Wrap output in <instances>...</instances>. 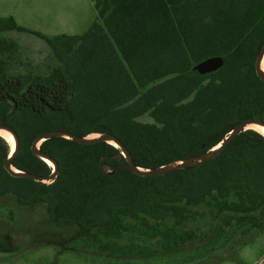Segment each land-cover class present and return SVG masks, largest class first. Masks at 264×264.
Returning a JSON list of instances; mask_svg holds the SVG:
<instances>
[{"label":"trees","instance_id":"trees-1","mask_svg":"<svg viewBox=\"0 0 264 264\" xmlns=\"http://www.w3.org/2000/svg\"><path fill=\"white\" fill-rule=\"evenodd\" d=\"M92 1L101 22L78 36H47L0 16V124L20 138L16 169L40 179L52 174L31 148L50 130L114 134L148 169L215 148L241 121L264 122V81L255 65L264 46V0ZM13 31L47 39L61 62L52 75L9 71L14 44L6 34ZM95 35L108 48L97 50ZM59 38L82 42L59 48ZM216 56L225 60L216 71L194 70ZM145 115L151 120L140 119ZM40 149L59 165L49 182L10 174L9 144L0 136V196L44 208L58 227L77 229L73 240L85 247L136 255L163 247L186 259L225 260L223 247L247 243L254 228L264 232L258 130L240 132L209 161L159 176L114 171L127 159L104 141L51 137ZM238 235L242 242L234 241ZM128 245L133 249H123Z\"/></svg>","mask_w":264,"mask_h":264},{"label":"rangeland","instance_id":"rangeland-1","mask_svg":"<svg viewBox=\"0 0 264 264\" xmlns=\"http://www.w3.org/2000/svg\"><path fill=\"white\" fill-rule=\"evenodd\" d=\"M77 2L81 0H61L63 6L59 7L56 0H0V15L16 13L20 25L30 26V23L35 24V18L47 19L56 9L59 15L62 14L63 20V17H66L67 22L73 24L74 21L69 14L72 11L75 15ZM84 10L85 6L83 11L80 10L83 17ZM33 12L34 19L29 23L28 15ZM99 21L101 22V19ZM43 22L44 19L38 26ZM6 37L14 44L13 51L6 53L12 59L8 68L10 72L13 70L26 74L52 75L55 68L60 66L58 55L47 43V39L20 31L10 32ZM104 40L105 43L102 36L94 37L92 42L95 43L97 50L104 44H106L104 48H108L106 39ZM81 42L59 38L54 40V45L62 48L67 43L77 47ZM140 119L151 120L147 115ZM97 135L93 133L89 136ZM9 148L11 152L10 145ZM258 231L254 228L249 233L251 238L247 243L223 247L221 253L224 255L228 252L225 260H218L215 258L216 255L194 260L191 257L186 259L182 252L166 250L163 247H155L157 250L153 247L143 248L145 251L138 255L132 251L127 254L112 249L102 251L101 247L89 248L85 247L81 240H73L77 229L58 227L50 220L44 208L20 207L13 196H0V264H264V232ZM239 237L242 242L244 236L240 235L236 236L234 241ZM61 242L66 243L68 247ZM125 248L133 249L130 245L123 249ZM134 249L139 251L136 247Z\"/></svg>","mask_w":264,"mask_h":264},{"label":"water","instance_id":"water-1","mask_svg":"<svg viewBox=\"0 0 264 264\" xmlns=\"http://www.w3.org/2000/svg\"><path fill=\"white\" fill-rule=\"evenodd\" d=\"M223 62H225L223 56H216V57H211V58L209 57L199 62L198 64H196L194 67V70L198 71L201 74H206L209 72L211 73V72L216 71L218 68H220L223 65ZM262 63H264V46L260 50L259 56L257 58V63H255L256 72L258 76L261 78V80L264 81V69L262 68ZM251 124H260V126L264 127V122L258 118H251L245 121H241L240 123H238V125H236L233 131L229 133L226 139L220 142L215 148H212L209 151H205L199 155H195L192 157L190 156L186 157L176 163H169V164L157 167V168L154 167V168H148V169H144L136 165L131 152L127 149L126 145L121 141V139H119L114 134H111L108 132L107 133L99 132L97 133L98 135L96 137H90L89 135L88 136L87 135L86 136L75 135V134L69 133V131H66V130H50L46 132L45 134L39 135L31 145V148L35 155H37L38 157H41L47 163H49V161L51 160V163L53 164L52 174H50L47 177L41 178V179L38 175L34 174L33 172L21 171V170L16 169V167L13 166L12 161L15 159L16 155L20 151V143H21L20 138L17 135V132L13 128H10L9 126H7L6 124H0V130L4 129V130L11 132L14 135L15 140H16L14 151L13 152L11 151L9 156H7L6 159L4 160L5 169L10 174L15 175L16 177H31L33 178V180H37L40 182H46L48 180L55 179L59 171V165L56 162V160L53 157H51V155L43 152L40 149V144H42L44 140L51 138V137L52 138L53 137H68L69 139H72V140H75L81 143H86V144H93V143L101 142V141L112 143L121 149L122 154L127 159L125 163H122L121 165H119L117 169H115L114 171H117L118 169H123V170H132L141 176H146V175L159 176V175L168 173L170 171H174L177 169L187 167L189 165L192 166V165L204 162V161L211 160L212 158L217 156L222 151V149L226 148L240 132L246 131L248 129H253L249 127V125Z\"/></svg>","mask_w":264,"mask_h":264},{"label":"crops","instance_id":"crops-1","mask_svg":"<svg viewBox=\"0 0 264 264\" xmlns=\"http://www.w3.org/2000/svg\"><path fill=\"white\" fill-rule=\"evenodd\" d=\"M56 2L59 4L58 5L59 7L63 6V3H61V0H56ZM84 6L86 10H84L85 16L83 17V13H80V10L83 11ZM58 13L59 11H56L55 9L54 13L49 14L47 19L44 17L42 18L40 17L39 19L35 18L36 22L35 24H32L30 22L32 19H34V12H33L32 14L28 15L30 16L28 20L30 23V26H28V24L26 26L20 25V23H18L19 18H18V15H16V13L12 15L10 13V15H4V16L0 15V16H3V17L13 16L16 19L17 24H19L20 26L25 27L28 30L37 31V33H41L47 36H55V37L59 35H63V34L72 35V36L82 35L86 33L88 29L91 28L92 24H94L95 21L100 20L98 12L95 8V4L92 0H81V2H77V6H75V15L73 14L72 11L69 14L74 21L73 24L68 23L67 22L68 19H66V17H63L64 18L63 20L62 14L59 15ZM43 19H44L43 24L41 26H38L39 22H41ZM29 33L35 34L34 32H29ZM94 34H96V32Z\"/></svg>","mask_w":264,"mask_h":264},{"label":"bare ground","instance_id":"bare-ground-1","mask_svg":"<svg viewBox=\"0 0 264 264\" xmlns=\"http://www.w3.org/2000/svg\"><path fill=\"white\" fill-rule=\"evenodd\" d=\"M262 68L264 69V63H262ZM249 127L260 131V133L264 135V127L260 126V124H251L249 125ZM0 136H2L5 140H7V142H9L8 144L11 146V151L13 152L16 143L14 135L7 130L1 129ZM49 163L51 164V166H53L51 160L49 161Z\"/></svg>","mask_w":264,"mask_h":264}]
</instances>
